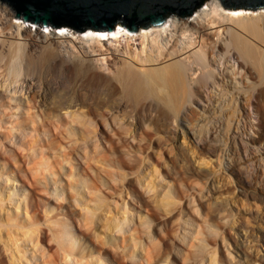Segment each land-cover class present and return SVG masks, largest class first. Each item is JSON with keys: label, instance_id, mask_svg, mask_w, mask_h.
<instances>
[{"label": "bare ground", "instance_id": "1", "mask_svg": "<svg viewBox=\"0 0 264 264\" xmlns=\"http://www.w3.org/2000/svg\"><path fill=\"white\" fill-rule=\"evenodd\" d=\"M244 11L246 9L226 10L220 0H207L189 18L171 14L162 26H151L149 30L141 28L137 34L119 26L111 32L89 30L82 35L66 27L59 29V32H47L50 29L49 25L47 28H42L43 24L38 23L33 29L26 24H16L14 21L16 11L0 1V76L2 77L0 135L11 141L13 148L7 150L12 158L25 157L29 168V171H26L27 176L30 177L32 173L31 179L27 177L30 185L37 188V180H41L45 192L47 185L53 181L48 177L49 175L47 176V171L56 175L61 168L63 169V166L58 169L57 164L60 163L58 158L51 168L47 159H44L50 150L49 147L48 150L34 149L35 143L40 141L37 139L38 136L42 139V135L45 134L48 138H52V141L57 140V143H61L68 134L81 137L84 145L79 149H90L85 162L87 167L93 168L96 162L94 149L101 144L98 137V123L102 120L109 122V128L103 125V129L105 131L111 129L113 136L118 139V143L114 146L116 151L119 149L124 152L120 147L125 146L123 137L129 133L132 134L133 140L140 142L141 139L139 151H145L146 144H151L154 135L161 131L164 132L165 137H168L166 134L168 128L162 123L155 122L152 126V121L154 122V117L157 116L152 115L153 110L155 114H160L164 110L168 115L166 119H169V116L179 117L183 126H188L192 125L189 108L201 107L203 114L202 117L200 116V122L204 123H201L202 129L199 131L205 129V133L200 136V132H196L198 128L193 131L196 128L193 124L195 128L190 130L189 134L197 145H209L210 149L216 150L218 147L222 148L221 135L222 131L230 128V115H227L229 118L226 120L218 118L213 121L209 120L208 114L205 113L217 112L219 116L224 114V106L228 108L229 105H234L237 108L243 102L250 100L257 118L256 123H249L250 130L255 133L249 138L247 136V143L264 144V8H261L257 14H246ZM20 21L24 20L20 19ZM135 35L143 38V47L142 51L133 54L129 59H118L113 51H109L110 48L105 43L106 40L115 42L122 38L132 40V36ZM119 87L122 90L118 92ZM123 97H126L125 100ZM124 104L130 107L127 111L120 110ZM82 106L84 110H79L78 108ZM44 107L46 110L41 113L40 118L37 110H42ZM229 107L228 110L231 111L232 107ZM14 109L19 111L18 115L13 113ZM167 109H171L172 113L167 112ZM148 112L151 115H148L150 114ZM55 116H58V120H52ZM124 120L128 122L134 120V126L137 128L124 125L121 123ZM163 123L165 126L169 124L167 120ZM66 125H70L71 128L68 130ZM142 127L145 128L144 131H141ZM167 131L170 132V129ZM236 137L235 134L234 141L231 142H234L233 146L237 148ZM74 146L67 147L64 158H70ZM128 155L129 163L120 156L121 166L130 168L128 172L132 171V174H136L138 181L143 184V180H146V176L151 173L142 176L143 172L138 167L140 161L138 151L130 150ZM251 161L254 160L247 154L240 158L237 164ZM232 162L228 161L227 167H234ZM183 168L186 179H189L190 173H193L192 168L186 164ZM17 170H23L21 164L15 170L14 178L19 175ZM238 172L242 174V171ZM106 173L103 179L98 173L96 174L94 188L97 190H101L99 185L101 180L105 185L110 184L114 189L112 193L117 194L119 190L125 191L126 183L134 180V177L128 178L127 173L120 177H115V172L110 170H106ZM62 175L54 181L62 180L64 176ZM257 175L259 174L255 172L252 177L255 183L259 179ZM203 178L206 179V181L202 179L203 182L210 183L206 175ZM153 180L151 179L149 183ZM73 185L68 182L64 184L66 203L62 202L61 205L72 208V211L77 210V202L85 203L89 195L91 200L88 201L87 206L85 205L84 212L87 230L91 232L103 228L106 234L109 231L116 232L120 237H117L120 245L124 249L129 248L130 252L134 246V251L131 253L135 255V249L144 238L145 232L138 222L129 215L119 219L117 214L113 215L112 219L106 217L103 222V216L98 213L99 210L112 211L102 202L112 194L111 191L105 190L104 193L98 194L90 185L84 192L78 188L73 191ZM0 186L3 188L2 185ZM211 187L213 192L216 188L214 182ZM147 188L152 190V186L148 185ZM39 189L41 191V188ZM10 200L12 203V199ZM162 202L168 204L166 199ZM2 206L0 204V212L3 211ZM70 211L67 209L66 212L69 218H73ZM149 215L154 216L156 212L151 210ZM13 216L10 211H7L5 218L0 215V231L4 227L5 232L12 237L14 236L12 233L23 232L22 240L17 232L15 234L19 238L15 235V242L12 241L18 247L16 252L22 255L18 258L12 253L11 261H6L4 256H0V264H70V261L73 262L72 264H94L91 261H84L87 254H93L92 250L99 254L98 260L103 262L102 264H108L106 258H112L110 250L104 247L101 240L91 243L92 250H88L87 253L82 247H76L74 229L65 220L58 219L60 221L57 220V228H51L49 234L37 226L31 227V231L24 230L27 226L21 223L24 220L19 215ZM12 221H16L14 226H10L14 224H10ZM131 221L134 222L133 225ZM166 234L169 237L170 231ZM50 235L52 241L57 243L54 254L46 252L41 245ZM131 235L140 241L135 239L133 242ZM152 242V248L147 246L143 252L140 264H159L168 249L163 247L162 252L156 255L158 245L154 246V240ZM27 243H32L35 247L36 254L32 259L26 255ZM124 251L122 254L116 251L113 254V262L126 264L129 252ZM160 254L162 256L158 258ZM59 255H62L63 261L58 259ZM66 258L67 262L64 261ZM68 258L71 260L69 261ZM96 262L95 264H98Z\"/></svg>", "mask_w": 264, "mask_h": 264}, {"label": "rangeland", "instance_id": "2", "mask_svg": "<svg viewBox=\"0 0 264 264\" xmlns=\"http://www.w3.org/2000/svg\"><path fill=\"white\" fill-rule=\"evenodd\" d=\"M0 1L4 5L9 6L5 1ZM260 9H246L244 13L257 14ZM226 10L230 9L226 8ZM189 17L191 15L182 18ZM14 21L16 24L32 26L33 29L38 26V24L30 22L24 23V21H20L17 18ZM42 28H47V26ZM50 29L47 32H59L58 30L61 28L50 27ZM149 29L151 27L147 28V30ZM139 31L132 33L137 34ZM78 33L85 35L86 32ZM132 37V40L122 38L120 41L115 42L106 40L105 43L110 48L109 51H113L118 59H129L133 54L142 51L143 47V38L140 35ZM1 78L0 76V80ZM120 89L121 87L118 88V92ZM123 98L125 100L126 97ZM125 104L122 105L120 110L127 111L130 108ZM229 106L232 108L236 107L234 105ZM229 106L228 108L224 106V114L219 116L217 112L205 113L211 117H208V119L213 121L218 118L219 120H226L230 115V128L222 131L221 135L224 146L221 145L222 148L218 147L216 150L210 149L209 145H197L191 139L189 132L195 128L193 124L196 126L193 131L198 128L196 131L198 133L202 129L201 123H204L200 122L203 112L200 109L201 107L198 106L189 108V119L192 125L189 124L188 126H183L179 117L173 118L169 116V119H166L168 115H166L164 110L160 114H155L153 110L152 115H157L158 117H154L155 120L154 122L152 121V126L153 123L159 122L164 127H167V130L170 129V132L166 130L168 137H165L163 131L154 135L152 143L146 144L145 151H139L142 141L141 139L140 142L133 140L130 133L123 137L125 146H121L120 149L124 152L119 149L116 151L114 146L118 143V139L113 136L111 129H107V131L103 129V125L109 128V122L108 120H102L98 123V137L100 138L101 147L94 149L96 162H94L93 168L87 167L85 162V159L89 156L90 149H79L80 146L84 145L81 137L78 138L68 134V137H64L61 143H57V140L52 141V138H48L45 134L42 135V139L41 136H38L37 139L40 141L35 143L34 149L46 150L49 147L50 150L44 159H47L50 168L51 166L54 167L57 158L60 161L57 164L58 169L63 166V169L61 168L63 171L60 169L56 175L51 174L50 171L46 172L47 176L49 175L48 177L53 181L47 185L45 192H43L44 184L41 180H37L40 187L33 188L30 185L28 178H32V173H30V177L27 176L26 171H29V168L25 157L23 159L22 157L20 159L12 158L7 150V148H13L11 141L0 135V185L3 187L1 188L0 186V191L2 192L0 193V201L4 200L1 201L2 203L0 202L3 205V211L0 212V215L5 218L7 211H10L13 213V217L19 215L24 220L21 221V223L27 225L24 230L31 231V227L37 226V228L49 234L51 233V228H57L58 219L65 220L74 229L76 247H82L87 253L88 250H92L91 243L101 240L104 243V247L110 250L112 258L116 251L118 253L121 252V254L124 250L126 253L129 252V256L127 255L126 257V264H140L143 252L147 246L152 248L153 240L155 242L154 246L158 245L156 255L163 247L168 248L159 264H264V144L262 142L247 143V136L249 138L255 133L250 130L249 123H256L257 118L252 101L243 102V104L233 109L234 111L232 108L231 111L228 110ZM78 109L84 110V106ZM45 110V107L42 110L40 109V112L37 110L38 117L41 118L40 115ZM13 111V113L18 115V110L14 109ZM169 111L172 113L171 109H167V112ZM148 115H151V113ZM223 115L225 116L223 117ZM52 120H58V116L53 117ZM164 120H167V123L169 122L167 126L163 123ZM130 122L124 120L121 123L137 128V126H134V120ZM30 124L32 125V123ZM66 128L69 130L71 126L66 125ZM144 130L145 128L142 127L141 131ZM202 131H199L200 136L204 135L205 129ZM233 134L237 135V148L233 146L234 142H231V140L234 141ZM72 145H75L73 154L70 158H64L65 151ZM229 149L231 150L230 152ZM130 150L139 152L140 161L138 167L143 172L142 176L151 173L146 176V180H143V184L138 181L136 174H132V171L128 172L130 168L121 166L120 156L124 157L126 162L129 163L128 154ZM91 153L93 154V151ZM247 154L254 161L237 164L240 158L247 156ZM62 159L63 161H61ZM228 161H233L234 167H227ZM20 164L23 170H17L19 175L14 178L15 170ZM185 164L190 166L193 171V173H190L189 179H186V174L183 171ZM106 170L115 172V177H120L127 173L128 178L134 177V180L126 183L125 191L119 190L117 194L112 193L114 189L110 184L105 185L101 180L99 181L101 190H97L94 188L95 176L98 173L103 179V176L107 175ZM238 171H242V174L240 175ZM255 172L259 174L257 175L260 179H258L259 183H255L252 178ZM159 173L160 175H157ZM59 175L63 176L62 180L55 182L54 180L59 179ZM205 175L210 179V183L203 182V180L206 181L203 178ZM199 178L201 179L200 181ZM151 179L155 181L153 180V182L149 183ZM67 182L74 184L73 191L78 188L81 192H84L89 185L98 194L104 193L105 190L111 191L112 194L108 195L102 202L109 206L112 211L103 210L101 212L99 210L98 213L103 216V222L106 217L112 219L113 215L116 214L119 219L129 215L132 219H135L134 221L138 222V225L145 232L143 233L144 238L138 244L139 249H135V255L131 253L134 251V246H132L130 252L129 248L124 249L120 245L119 239H117L119 236L116 232L109 231L106 234L103 228L94 229L91 232L87 230L84 212L88 201L91 200L89 195L85 203L78 204L77 202V210L72 211V208H65L61 205L62 202L66 203L64 201V198H66L64 184H67ZM213 182L216 188L212 192L211 186ZM148 185L152 186V190L147 188ZM39 188H41V191ZM10 199H12V203ZM163 199L168 200V204L165 205L162 202ZM175 207L176 209L174 210ZM67 209L71 210L70 214L73 218H69L66 212ZM151 210L156 212V215L150 216L149 211ZM15 222L12 221L10 224H14L10 226H14ZM131 222L133 225L134 222ZM2 230L0 231V256H4L6 261H11L12 253L19 258L22 254L19 255L20 253L16 252L18 247L14 245V236L18 231L15 232L13 230L15 233H12V235L14 234L12 237L5 232L4 227ZM167 231H170L169 237L166 234ZM22 233V231L17 233V235L20 234L21 240L24 238ZM17 235L16 237H18ZM131 236L134 242L136 237ZM51 238V235L48 236L41 245L46 252L54 254L57 243L53 242ZM136 241L140 240L136 239ZM19 242L21 243V241ZM33 245L32 243H27L28 253L26 255L30 259L36 254ZM92 253V255L87 254L84 261H91L94 264L97 261L96 263L102 264L103 262L98 260L99 254L93 252V250ZM161 256L162 254L158 258ZM112 258H106L108 264H118L113 262ZM58 259L63 261L62 255H59ZM68 260L70 261L71 259L68 258ZM64 261L67 262V258ZM69 263L72 264L73 262L70 261Z\"/></svg>", "mask_w": 264, "mask_h": 264}, {"label": "water", "instance_id": "3", "mask_svg": "<svg viewBox=\"0 0 264 264\" xmlns=\"http://www.w3.org/2000/svg\"><path fill=\"white\" fill-rule=\"evenodd\" d=\"M17 19L44 27L130 32L162 26L171 14L188 17L207 0H3ZM231 10L264 8V0H220Z\"/></svg>", "mask_w": 264, "mask_h": 264}]
</instances>
